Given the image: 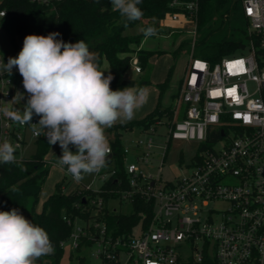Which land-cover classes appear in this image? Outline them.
<instances>
[{"label":"built area","instance_id":"2783aa9c","mask_svg":"<svg viewBox=\"0 0 264 264\" xmlns=\"http://www.w3.org/2000/svg\"><path fill=\"white\" fill-rule=\"evenodd\" d=\"M241 2L249 23V45L241 56L225 58L214 66L192 53L171 107L173 118L156 121L134 140L136 162H125L128 188L105 191L103 185L98 190L79 186L94 193L88 201L93 215L89 220L64 218L72 233L61 247L70 245V256L77 260L69 264H79L82 258L91 264L80 253L93 246H97L92 255L97 264L201 263L205 256L218 264H264V0ZM169 8L161 22L169 18L185 28L194 26L195 40L200 0H173ZM2 59L6 64L0 51ZM131 64L141 73L136 55ZM17 93H23V98ZM27 98L16 68L11 75L0 72V101L7 103L0 102V107L22 110ZM32 123L38 121L32 119ZM161 126L168 129V144L193 141L200 146V155L185 177L166 181L161 174L147 175L140 168L151 165L157 154L153 138L141 136L156 133L155 128ZM39 137L30 125L14 123L0 111V142L9 140L17 146V161L28 159L24 150ZM131 151L125 146L126 159ZM167 151L168 145L159 167ZM115 174L113 169L99 177L104 184ZM137 198L154 205L149 223L140 222L129 236L113 237L103 215L118 212L109 204L116 200L133 207ZM186 248L191 255H185Z\"/></svg>","mask_w":264,"mask_h":264},{"label":"trees","instance_id":"16d2710c","mask_svg":"<svg viewBox=\"0 0 264 264\" xmlns=\"http://www.w3.org/2000/svg\"><path fill=\"white\" fill-rule=\"evenodd\" d=\"M172 1L143 0L139 5L144 13L142 19L129 22L128 27L125 28L122 22L123 18L118 11L113 10L110 0H36L34 2L30 0H1L0 12H4V16H0V28L10 39L17 54L21 50L20 45H22L25 36L29 34L46 36L49 33L58 32L60 36L57 39L71 43L84 39L90 50L98 54L100 69L102 70L104 62L108 63L107 75L111 74L114 77L110 85L112 90L133 85L145 87L150 84V79L127 80L125 74L132 68L131 60L134 55L138 57L141 72L149 70L151 68L149 61L155 53L137 49L144 39L143 34L125 35V31L140 24L143 27L157 26L171 11L169 4ZM240 1L235 0L234 6ZM230 3L231 0H200L198 29L211 27L210 23L216 14L223 11L228 12ZM240 17L243 19L242 16ZM244 19V24L248 28L249 23L245 17ZM241 32L244 35L247 34L244 29ZM244 46L241 39H222L210 44L205 43L200 48L198 56L214 66L225 58L241 53ZM181 47L173 54L176 55ZM172 71L173 67L170 68L165 81L158 85L160 98L167 89ZM166 117L172 119L173 110L171 107L162 108L159 100L156 107L142 120L117 124L108 130L109 132L115 131L116 139L112 143V159L107 162L106 166L115 161L116 174L103 184V190H124L129 186L125 172V145L122 142L120 131L134 133L139 129L141 132H147L155 126L156 121ZM33 120L39 121V117L34 115ZM35 146V154L30 158L17 161V164H0V211H9L13 208L24 211L32 201L30 214L26 218L48 232L55 249L53 254L43 256L39 261L48 259L50 264H64L62 261L64 249L61 247V243L67 241L72 233V226L64 218L74 220L80 217L89 220L93 215V209L88 205V201L94 196V193L91 190L78 187L73 192L66 194L64 187H67L68 184L63 179L56 184L54 193L44 201L43 210L38 213L36 206L50 173L46 156L52 145L48 144L46 137L40 136L35 141ZM60 151L61 148L56 152V155ZM13 189H17V191ZM107 197L109 196L106 195V199ZM133 207L134 211L130 215L113 212H106L103 215L108 232L113 237L129 236L133 228L140 222H143L144 225L149 223L154 205L137 198ZM79 264H86L85 259H80ZM179 264L218 263L215 259L205 256L201 263Z\"/></svg>","mask_w":264,"mask_h":264},{"label":"clouds","instance_id":"9594fccd","mask_svg":"<svg viewBox=\"0 0 264 264\" xmlns=\"http://www.w3.org/2000/svg\"><path fill=\"white\" fill-rule=\"evenodd\" d=\"M110 2L125 28L144 15L139 7L143 0ZM140 31L145 39L157 35L153 26ZM59 36L58 32L26 35L15 57H9L6 64L0 60V72L11 75L16 68L28 94L22 110L0 107V111L14 123L30 125L33 134L46 137L48 144L58 143L62 150L58 164L79 182L106 166L111 147L105 130L134 119L136 111L147 103L149 89L133 85L112 90L114 77L104 75L98 54L85 40L64 42ZM23 95L16 96L22 99ZM34 115L39 117L38 123H32ZM16 151L11 141L0 142V164H17ZM54 250L48 232L18 208L0 211V264H38Z\"/></svg>","mask_w":264,"mask_h":264},{"label":"rangeland","instance_id":"374dc122","mask_svg":"<svg viewBox=\"0 0 264 264\" xmlns=\"http://www.w3.org/2000/svg\"><path fill=\"white\" fill-rule=\"evenodd\" d=\"M234 3L235 0H231L228 12L223 11L219 14H216L210 23L211 27L207 26L202 29H198L195 40L193 39L194 26L192 25H188L185 28L181 23L173 22L169 18H166V20L161 22V25L159 26L152 25L156 29L157 35L148 39H144L142 44L143 50L155 53V55L151 57L149 61L151 68L144 71L143 73H136L134 69L131 68L125 74V79L127 80L140 81L146 78L150 79V84L145 86L149 89L148 101L144 106L136 111L134 119L126 123L117 122L115 125L127 124L132 121L142 120L147 113L156 107L159 100L161 101L162 108H169L175 105L174 96L179 92V87L185 76L192 53L195 58L200 59L198 53L200 48L205 43L210 44L216 41H221L222 39H241L244 45H249V27L247 28L244 24L245 19L242 2H238L236 6H234ZM240 16H242L243 19H241ZM141 28H143L141 24L132 28H128L125 31V35L143 34L140 31ZM243 29L246 31V35L241 32ZM182 44L183 46L181 47ZM180 47L181 49L176 55H174L173 53ZM20 48H22V45H20ZM0 51L7 61L9 57H15L17 55L10 39L1 28ZM161 52H163V54H160ZM241 55L242 52H239L235 56ZM244 55H247V51L244 53ZM171 67H173L171 79L168 83L167 89L160 98L158 85L165 81ZM102 71H105L104 75H107L109 71V65L107 62H104ZM109 129L110 128L105 130V134L109 140L110 147L112 148V143L116 139V133L115 131L109 132ZM155 129L156 133H143L141 136L143 139L149 137L153 138L156 145L155 152L157 153L151 165H140L141 170L147 175L161 174L163 180L166 181H173L176 178L187 176L190 173L189 165H191L192 162L195 161L196 157L200 155L199 144L193 141H171L168 144V129L165 126L156 127ZM120 134L122 136L123 144L132 150L125 162H136L135 154L137 153H135L133 150V143L135 140L133 137L134 133L132 134L131 132L120 131ZM166 145H168V151L163 162V166L159 167L162 158L161 155L164 153ZM59 148L60 146L58 143L56 145H52L50 152L46 156V160L50 166V173L47 181L44 184L40 201L36 206V211L38 213L42 212L44 201H46L47 198L54 193L56 184L63 179L68 184L67 187H64V192L66 194L73 192L80 185H84L93 190H98L103 185V181L100 179L99 175L102 173H108L116 167V162L113 161L109 165L105 166L100 172L86 174L81 181L76 182L69 176H66L65 170L58 164L57 158L62 155V150L58 155H56V152L59 150ZM70 150L73 152L76 151V149L71 145ZM35 151L36 146L34 142L31 141L27 144L24 150V155L26 158H30L35 154ZM31 207L32 201L26 210L20 211L21 214L25 216V218L30 214ZM109 208L124 215H130L134 211V208L129 203L121 204L116 200H113L109 204ZM78 225H81V223ZM96 249L97 246L84 249L80 255L86 256L88 263L97 264V261L92 257ZM71 251L72 249L70 245H67L64 249V256L62 260L64 264L76 263V259L72 258L70 260L69 256ZM184 253L187 256L191 255L189 248H186ZM38 264H50V262L48 259H45L41 261V263L38 262Z\"/></svg>","mask_w":264,"mask_h":264},{"label":"water","instance_id":"95a60500","mask_svg":"<svg viewBox=\"0 0 264 264\" xmlns=\"http://www.w3.org/2000/svg\"><path fill=\"white\" fill-rule=\"evenodd\" d=\"M140 134H141V130L137 129L135 130L133 137L136 139L140 136ZM111 159H112V155H109L108 161H110ZM39 263H41V261H39Z\"/></svg>","mask_w":264,"mask_h":264},{"label":"crops","instance_id":"0c3cea01","mask_svg":"<svg viewBox=\"0 0 264 264\" xmlns=\"http://www.w3.org/2000/svg\"><path fill=\"white\" fill-rule=\"evenodd\" d=\"M157 26H158V25H157ZM144 39H145V38H144ZM144 39H143V41H144ZM143 41H142L140 47L137 48L138 50H141V49H142ZM142 50H143V49H142ZM141 73H143V72H141ZM147 112H148V111H147ZM150 112H151V111H150ZM150 112H149V113H150ZM149 113H147V114H149ZM144 114H145V113H144ZM147 114H146V115H147ZM146 115H145V116H146ZM145 116H144V117H145ZM136 121H137V120H136ZM132 134H133V133H132Z\"/></svg>","mask_w":264,"mask_h":264},{"label":"snow or ice","instance_id":"6c2138e0","mask_svg":"<svg viewBox=\"0 0 264 264\" xmlns=\"http://www.w3.org/2000/svg\"><path fill=\"white\" fill-rule=\"evenodd\" d=\"M237 63L240 64V65H242L243 64V61H238Z\"/></svg>","mask_w":264,"mask_h":264}]
</instances>
